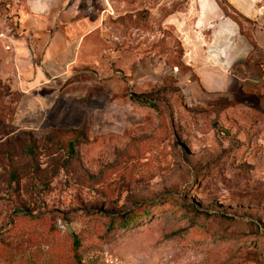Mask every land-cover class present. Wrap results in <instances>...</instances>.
Returning <instances> with one entry per match:
<instances>
[{
  "label": "rangeland",
  "instance_id": "374dc122",
  "mask_svg": "<svg viewBox=\"0 0 264 264\" xmlns=\"http://www.w3.org/2000/svg\"><path fill=\"white\" fill-rule=\"evenodd\" d=\"M54 1L89 48L31 107L14 57L36 0H0V264H264L260 80L202 88L186 0Z\"/></svg>",
  "mask_w": 264,
  "mask_h": 264
},
{
  "label": "crops",
  "instance_id": "0c3cea01",
  "mask_svg": "<svg viewBox=\"0 0 264 264\" xmlns=\"http://www.w3.org/2000/svg\"><path fill=\"white\" fill-rule=\"evenodd\" d=\"M43 1L53 2L36 0L34 7L37 10L30 14V19L38 27L30 30L34 42L15 48V68L23 78H19L18 83L13 82L17 84L14 88L20 89L25 97L26 93L31 96V107L45 104L44 90L54 92L56 84L65 78L62 76L68 65L84 62V53L89 48L84 44V38L90 30H85L80 20L63 24V12L55 14L52 7L48 9L50 16L45 18L39 11ZM257 1L186 0L187 7L178 27L184 44L197 41L201 51L209 46L214 49L202 58L199 72L194 69L199 84L205 90L227 91L234 79L243 82L240 86L251 85L247 78L253 77L260 83L255 85V89L245 86V90L264 95V7L256 14L254 7ZM60 2L63 0H55L54 4ZM22 26L26 32V19ZM186 50L190 58L193 53L188 46ZM28 70L29 78L26 77ZM15 116L18 122H22L26 118V107L17 111Z\"/></svg>",
  "mask_w": 264,
  "mask_h": 264
}]
</instances>
